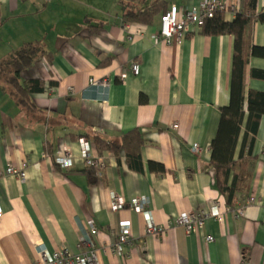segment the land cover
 <instances>
[{
  "label": "crops",
  "instance_id": "crops-1",
  "mask_svg": "<svg viewBox=\"0 0 264 264\" xmlns=\"http://www.w3.org/2000/svg\"><path fill=\"white\" fill-rule=\"evenodd\" d=\"M123 1L144 7L155 0H0V63L27 43L38 42L52 54L51 62L42 58L20 74L21 80L44 82L43 92L30 97L35 115L0 86V264H32L39 245L74 257L84 250L79 239L89 233V221L98 230L97 264H264V116L252 148L249 189L235 208L226 207L209 167L220 109L230 101L234 37L204 36L197 27L181 45L167 46L158 36L159 19L141 29L124 23ZM165 1L182 10L200 0ZM217 1L233 6L222 13L231 22L246 0ZM255 1L256 12L264 11V0ZM249 37L252 46L264 48V23L253 22ZM133 63L140 66L138 76L130 71ZM244 69L246 117L248 93H264V80L252 75L264 72V58L250 56ZM135 129L144 142L141 171L128 167L123 150L118 156L94 151L106 159L101 173L80 160L77 140L87 133L118 141ZM63 147L73 156L67 169L54 161ZM23 163L25 180L5 174L6 167ZM112 192L126 202L145 197L164 232L146 234L143 217L128 205L111 211ZM215 207L221 221L208 218L195 233L174 222ZM122 222H129L130 244L117 257L113 244Z\"/></svg>",
  "mask_w": 264,
  "mask_h": 264
},
{
  "label": "trees",
  "instance_id": "trees-1",
  "mask_svg": "<svg viewBox=\"0 0 264 264\" xmlns=\"http://www.w3.org/2000/svg\"><path fill=\"white\" fill-rule=\"evenodd\" d=\"M121 3L124 8L122 16L124 23L140 29L153 25L168 10L165 0H155L149 6L144 7H138L129 1ZM244 3V11L237 13L231 22H226L223 14L217 12L201 26V33L204 36L232 35L234 37L230 101L227 107L220 109L218 131L210 144L209 163L215 186L224 197L228 208H235L238 196L248 192L251 178L250 161L254 159L252 148L260 119L264 116V93L261 92L250 91L247 95L246 117L243 110L244 68L248 58L250 56L264 58V48L252 46L249 37L250 26L253 22L264 23V11L256 12L255 0H246ZM42 58L51 62L52 54L47 53L42 45L35 42L24 44L0 63V77H4L0 78L1 91L10 96L20 109L31 115L38 112L31 102V94L43 92L44 82L40 79L21 80L20 74L31 69L35 62ZM252 75L264 80V72L254 71ZM242 131L239 156L238 159H234ZM83 138L89 142L93 152L98 154L108 152L118 156L123 150L128 167L137 172L141 171L139 149L144 142L139 130L135 129L122 135L118 141L106 140L93 132L87 133ZM151 166L159 171L163 170L162 166H157V164L151 163ZM57 168L60 167L57 166Z\"/></svg>",
  "mask_w": 264,
  "mask_h": 264
},
{
  "label": "built area",
  "instance_id": "built-area-1",
  "mask_svg": "<svg viewBox=\"0 0 264 264\" xmlns=\"http://www.w3.org/2000/svg\"><path fill=\"white\" fill-rule=\"evenodd\" d=\"M228 10L233 11V6L228 7L226 4L217 0H200L194 4L185 6L182 10L176 5L171 4L168 10L159 19V39L167 46L181 45L193 29L201 27L207 19L214 17L215 13H224ZM130 71L134 76H138L140 73L139 64L133 63L130 67ZM125 78V74L120 76L121 81ZM98 84H100V82H91L93 86ZM101 84L106 88L109 86L108 82L105 81L101 82ZM77 145L79 148L78 156L85 167L101 173L106 167V159L101 155L94 154L91 145L85 138H79L77 140ZM198 150L199 148L196 144L192 146L193 153H197ZM72 159L73 156L68 148L63 147L61 149V155L56 156L54 161L61 169H67L72 166ZM26 171L27 164L23 163L19 168L6 167L5 174L23 181L26 178ZM109 200L110 209L113 212H117L128 205L134 213L141 215L146 223V234L161 235L164 232V228L157 226L153 222L148 210L149 202L145 197H136L126 202L123 197L112 192L109 194ZM251 203H253L252 198L244 202V205L238 208V212L242 214L245 205ZM2 215L3 209L0 202V218ZM208 218L221 221V213L218 208L215 207L207 214L204 212L185 213L177 217L174 222L177 226L183 227L186 234H192L199 230ZM89 225V233H85L79 239L80 245L84 247V250L80 254L71 257L65 253L61 254L59 252L48 251L44 246L39 245L37 247L38 258L32 264H97L93 237L97 235L98 230L92 221H89ZM129 230V222H122L119 224V232L113 244V252L117 257H123L126 245L130 244ZM207 241L212 242L213 237H207ZM241 264L248 263L242 262Z\"/></svg>",
  "mask_w": 264,
  "mask_h": 264
},
{
  "label": "rangeland",
  "instance_id": "rangeland-1",
  "mask_svg": "<svg viewBox=\"0 0 264 264\" xmlns=\"http://www.w3.org/2000/svg\"><path fill=\"white\" fill-rule=\"evenodd\" d=\"M0 78H1V79H3L4 77H3V76H1Z\"/></svg>",
  "mask_w": 264,
  "mask_h": 264
},
{
  "label": "bare ground",
  "instance_id": "bare-ground-1",
  "mask_svg": "<svg viewBox=\"0 0 264 264\" xmlns=\"http://www.w3.org/2000/svg\"><path fill=\"white\" fill-rule=\"evenodd\" d=\"M99 85H102L101 83Z\"/></svg>",
  "mask_w": 264,
  "mask_h": 264
}]
</instances>
